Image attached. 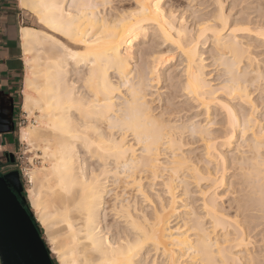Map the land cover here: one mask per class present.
I'll return each instance as SVG.
<instances>
[{
    "label": "bare ground",
    "instance_id": "obj_1",
    "mask_svg": "<svg viewBox=\"0 0 264 264\" xmlns=\"http://www.w3.org/2000/svg\"><path fill=\"white\" fill-rule=\"evenodd\" d=\"M17 2L45 28L20 29L21 47L35 62L25 77L30 93L24 95L22 108L28 114L37 109L43 126L24 127L19 135L51 159L49 167L28 172L37 188L29 191V197L58 264H264L259 259L262 255L249 249L245 223L228 217L217 202L228 168L223 150L239 135L250 151L246 162L240 163L249 179L237 176L252 196V205L257 202L262 208L254 206L264 214V109L257 112L256 98L248 90L252 86L264 96V50L263 58L257 59L259 53L253 54L249 39L243 38L255 37L264 46V21L251 22L248 16L245 21L240 18L243 24L230 22L221 0H214L216 12L197 18L191 34L182 17L164 6L165 0H133L131 8L109 10L105 5L111 0ZM258 3L262 6L257 7V20L264 18V5ZM189 27L192 30L193 25ZM148 41L151 46H170L174 53L165 58L149 54L150 59L145 57L139 64L142 67L136 66L133 62L146 49L141 44ZM209 44L213 61L226 75L217 89L205 73L201 48ZM177 56L182 71V86L177 88L186 98L206 118L217 106L227 111L220 137L211 135L209 122H199L201 116L190 119L188 113L189 120L181 121L180 109L168 99L156 107L150 104L147 87L159 84L162 63L174 62ZM218 92L226 93L227 100L220 99ZM91 129L94 140L88 135ZM187 136L200 138L201 156L188 149ZM137 143L139 152L134 147ZM83 149L88 155L96 152L97 167L81 158ZM102 152L113 160L111 169L107 160L102 162ZM214 163L219 166H211ZM107 172L112 174L111 182ZM142 173L152 182L162 177L165 194L148 209L141 204L146 210L138 208L128 193L132 190L135 196L147 198ZM189 184L197 188L196 195Z\"/></svg>",
    "mask_w": 264,
    "mask_h": 264
},
{
    "label": "rangeland",
    "instance_id": "obj_2",
    "mask_svg": "<svg viewBox=\"0 0 264 264\" xmlns=\"http://www.w3.org/2000/svg\"><path fill=\"white\" fill-rule=\"evenodd\" d=\"M250 1V2H249ZM130 2V3H129ZM166 2V3H165ZM165 2H164V6H166L167 8H169V9H171L172 8V10L173 11H175L174 13H176V16L177 15H179V16H177V17H182V20L185 22V25H187V27H188V29L190 30V31H192L191 32V34L192 33H194V31H193V28H194V26L196 27V24H197V21L199 20H197V18H202V17H204V16H207V15H209L210 13H214V12H216V5H215V2H214V0H212V2H211V0H165ZM210 4H209V3ZM238 2V3H237ZM246 2V3H245ZM249 2V3H248ZM258 2H261L263 5H264V3H263V0H243V3H242V0H223V2H222V0H221V6H222V4H223V8H224V10H223V8H222V10H223V12L225 13V14H227L228 15V18L229 19H231V20H229L228 19V21H230V22H233V21H235V20H237V21H241V19L243 20V21H245L246 19H247V17L249 18V20L251 21V22H254L255 20V22H257V21H259V22H263L264 21V18L262 19V18H259V20H257L258 18H256L257 16H255V15H257V11L259 10V8L262 6V5H259V3ZM18 3V2H17ZM246 5H245V4ZM256 3H257V5H256ZM134 5L133 4V0H111V2L110 3H108L107 5H105V7L106 8H108L107 10H109V8H115V9H127V8H131L132 6ZM169 5H170V7H169ZM242 5V6H241ZM131 6V7H130ZM172 6V7H171ZM253 7V8H251V7ZM121 7V8H120ZM256 7V8H255ZM257 7H258V10H257ZM21 8V7H20ZM201 8V9H200ZM211 9V10H210ZM244 9V10H243ZM21 10L23 11V13H24V15H25V20H24V23L22 24V25H27V26H30V27H34V28H36V29H45L42 25H40L38 22H37V19L31 14V13H29L28 11H26V10H24L23 8H21ZM209 10V11H208ZM242 10V11H241ZM199 11V12H198ZM231 11V12H230ZM241 11V12H240ZM250 11V12H249ZM207 12H208V14H207ZM227 12V13H226ZM230 12V13H229ZM240 12V13H239ZM247 12V13H246ZM252 12V13H251ZM255 12V13H254ZM197 13H199V14H197ZM248 14L247 16L246 15H244V14ZM254 13V14H253ZM254 16H253V15ZM250 15L252 16V17H250ZM196 17V18H195ZM242 17V18H241ZM195 18V19H194ZM241 18V19H240ZM244 18V19H243ZM246 18V19H245ZM255 18V19H254ZM262 19V20H261ZM196 20V21H195ZM195 22V23H194ZM242 22V21H241ZM241 22L240 23H237V25H240L241 24ZM248 23V25L250 26V27H254V23ZM242 24H243V22H242ZM192 25H193V27H192ZM189 26H191L192 27V30H191V28L189 27ZM195 29V28H194ZM243 38H246V41H247V38L249 39V41L248 42H250L251 43V45H252V52H253V54H258L257 55V59H260V58H263V57H261L262 55H261V53L260 52H262L263 50H264V46H262V42H260V40H258V39H256L255 37H250V36H248V37H243ZM252 39H254V40H252ZM252 41V42H251ZM256 41V42H255ZM253 42H255V43H253ZM258 42V43H257ZM259 44V45H255V44ZM142 45V47L141 48H143V47H146V49H144L142 52H139V54H138V56H137V58H136V61H134L133 62V64H135L136 66H138L139 64H143L142 63V60L143 59H146L145 57H147V59L149 58L150 59V55L151 54H153L154 56L156 55V56H162V58H165V57H168L169 55H172V53H174V49H172V47H170V46H164V45H162V44H160V46H159V44L157 45H155V44H153L152 46H151V42L150 41H148V42H146V43H143V44H141ZM141 45H139V46H141ZM255 45V46H254ZM211 45L209 44V46H207V47H204V48H201L205 53H204V55L206 56V58H205V62H207V64H205V73H207L206 74V77H207V80H209V82H210V84H211V86H212V88H214V89H217V88H219L220 87V84H223V81L222 80H224L225 78H226V75H225V73H223L224 72V70L223 69H221V65H218V63L217 62H214L213 60V51H212V47H210ZM256 46H259V47H256ZM148 47V48H147ZM256 47V48H255ZM22 48V47H21ZM159 48H161V49H159ZM257 48H258V50H257ZM259 48H261V49H259ZM22 51H23V59H24V63H25V76H24V80H23V84H22V95H21V114H22V119H21V122H20V125H19V128H17V131H16V142H15V149H14V151L12 152V154H11V156H9V155H4V156H0V159H2L1 161H2V163H0V174H1V176H3V175H8V174H10V173H12V174H14V177H15V180H12L11 181V183L13 184L16 180H17V185L16 184H14V185H16L17 186V188H19L20 189V191H22V194L26 197V200H27V202H28V204H29V206H30V208H31V211H32V216L35 218V220L38 222V220H37V215H36V211H35V209L34 208H32V206H31V202H30V197H29V191L31 190V189H34L35 191L37 190V188H36V184H34V183H32L31 181H30V179H29V175H28V172L29 171H31V170H33V169H40V168H42V167H49L50 166V164H51V159L48 157V156H44L43 155V152H42V150L41 149H39V148H37V147H32L30 144H28L26 141H23V140H21L20 139V135H19V132H20V130L22 129V128H24V127H28V126H30V125H34V126H36V127H41V125L43 126V120H41L40 118H38V115H39V112L37 111V109L36 110H33L30 114H28V113H26V112H24L23 111V108H22V97H24V95L26 94V93H30V90H28L27 88H26V79H25V77L27 76V75H29V71H30V67L29 66H31V65H33V66H35V62H34V59H33V55H29L28 53H26V51H24L23 50V48H22ZM149 51H151V52H149ZM212 53V54H211ZM147 56H146V55ZM150 54V55H149ZM160 54V55H159ZM143 56V57H142ZM150 56V57H149ZM259 57V58H258ZM179 59V57L177 56L174 60V62H171V63H169V64H167V63H162V65L163 66H161L160 67V72H159V76H160V79H159V84H157V86L156 85H151V86H148L147 87V92L148 93H150V94H148L149 96H150V98H149V101H150V104L152 105V106H154V107H156L157 106V104L159 103H163V102H165L166 101V99H168L169 100V102H171L172 101V105L173 104H175L176 103V105H174L173 107H176V108H178V109H180V115H182V119H181V121H183V119H184V121L183 122H187V120H189V118L190 119H196V118H200V116H201V118L200 119H198L199 120V122H201L202 124H203V122H205V123H207V122H209V124L207 125V126H209L208 127V129L210 128V130H211V132H212V134L211 135H214L215 134V136L217 135L218 137H220L221 135H222V133H223V126H222V124L224 125V121H222V120H224V117H225V114H226V112L227 111H225V109H218L217 107H215L212 111V113H211V115L210 116H208V118H209V120H208V118H206L205 117V115L203 114V111H198L197 110V108H196V104H194V103H192L188 98H186L187 97V95L183 92V90L182 89H180L181 88V86H182V83H181V81H182V79H181V72L182 71H180L181 69H179V65H177V63L180 61V60H178ZM43 60V59H42ZM174 63V64H173ZM141 65H139L140 67H142ZM169 65V66H168ZM163 67V68H162ZM165 67H167V69L165 68ZM180 68H181V66H180ZM134 69V68H133ZM175 70V71H174ZM171 74H170V73ZM167 74V75H166ZM111 76H114V74H111ZM221 76V77H220ZM178 77V78H177ZM172 78H174V79H172ZM222 78V79H221ZM41 79V77L40 76H38V78H37V84H39V80ZM113 80L114 79H116V76H114L113 78H112ZM166 79V80H165ZM168 79H169V81H168ZM170 79H171V81H170ZM177 79V80H176ZM176 80V81H175ZM180 82H179V81ZM115 81V80H114ZM117 81V80H116ZM172 81H174L173 83H171ZM221 81V82H220ZM168 83V84H167ZM170 83V84H169ZM175 83V84H174ZM176 87H175V86ZM160 86H162V87H160ZM177 87H180V88H177ZM151 88H154V89H151ZM169 88H171V90L169 89ZM174 88V90H172ZM253 88L254 87H252V86H248V90H250V91H252L253 92V94H252V98L255 100V98H256V100H255V105H257V112L259 113L260 111L261 112H263V110L262 109H264V96H262V95H260L259 93H258V91H254L253 90ZM156 89V90H155ZM161 89V90H160ZM175 89H177V90H175ZM159 90V91H158ZM166 90V91H165ZM169 90V91H168ZM181 90V91H180ZM164 92V93H163ZM175 92V93H174ZM177 92V93H176ZM31 93H33L32 91H31ZM171 93H174V94H172L173 95V97L171 98ZM165 94V95H164ZM168 94V95H167ZM175 94L177 95V96H175ZM180 94V95H179ZM218 94L219 95H217L218 97H220V99L222 98L223 100H224V98L226 99V93H224V95L222 96V94H223V92H218ZM259 94V95H258ZM152 95V96H151ZM182 95V96H181ZM165 96V97H164ZM168 96H169V98H168ZM178 96H180L179 98H178ZM255 96V97H254ZM257 96V97H256ZM259 96V97H258ZM260 96L261 97H263V98H260ZM153 97V98H152ZM167 97V98H166ZM174 97H176V98H174ZM163 98V99H162ZM178 98V99H177ZM159 99V100H158ZM175 99V100H174ZM177 99V100H176ZM181 99V100H180ZM258 99V100H257ZM262 99V100H261ZM160 100H162V101H160ZM164 100V101H163ZM227 100V99H226ZM260 100V101H259ZM180 101H181V103H180ZM182 101H183V103H182ZM258 101V102H257ZM154 102V103H153ZM168 102V101H167ZM174 102V103H173ZM187 102V103H186ZM185 103V104H184ZM192 104V106H191V104ZM233 103H235V104H233ZM262 103V104H261ZM231 104L232 105H235L236 107H238V105H237V103H236V100H231ZM261 104V106H259ZM179 105H180V107H179ZM184 105V106H183ZM263 105V106H262ZM186 106V107H185ZM194 106V107H193ZM243 106H244V104H243ZM259 106V107H258ZM189 107H192V109H190L189 110ZM187 108V109H186ZM261 108V109H260ZM183 109V110H182ZM186 109V110H185ZM158 110V109H157ZM156 110V111H157ZM184 110L185 111H187V112H185L184 113ZM197 110V111H196ZM217 110V111H216ZM219 110H221V111H219ZM224 111H225V113H224ZM195 112H196V114H195ZM215 112V114H216V116H217V118H216V116L213 114ZM260 112V113H261ZM190 114V116H192V117H189V114ZM259 113V114H260ZM184 114V115H183ZM192 114V115H191ZM198 114V115H197ZM258 114V115H259ZM220 118H219V117ZM186 117V118H185ZM187 117H189V118H187ZM213 118H215V119H213ZM204 119V120H203ZM206 119V120H205ZM41 122H40V121ZM211 120H212V122H211ZM215 120V122H213ZM221 120V121H220ZM217 121V122H216ZM221 122V123H220ZM212 125H211V124ZM214 123H216V127H215V124ZM39 124V125H38ZM221 126H220V125ZM218 126V127H217ZM101 127L102 128H104V126L103 125H101ZM215 128V132L213 131V129ZM222 128V129H221ZM220 129V130H219ZM221 131V132H220ZM93 132V133H92ZM220 133V134H219ZM91 134H94V131L91 129V130H88V135H89V137L91 138V139H93V138H96L94 135L93 136H91ZM93 137V138H92ZM217 137V139L216 140H220V138H218ZM240 136L238 135L236 138H235V141L233 140L232 142H233V144H232V142H231V145L230 146H228L227 148H225L224 150H223V152H224V154L226 155V165H227V173H226V183L224 184V186H223V188H221L220 190H218L219 192H218V195L220 196H218V198H217V202H218V204H219V206L221 207V208H223L224 209V211L228 214V217H229V215H230V218L232 217V218H234L235 217V219L237 218L238 219V222H239V224H243V222L245 223V231H246V233H247V231H248V233H247V237H248V239L249 238H251V239H249V240H251V245L249 246V249L250 250H252L254 253H256L259 257L262 255V256H264V225H262V224H264L263 222V220H264V214L263 213H260V212H263L262 210L261 211H259L258 210V208L259 209H261L262 207H259L260 205H258V203L256 204L257 205V207L258 208H256L255 206V204L253 203V205H252V201L253 200H251L250 198H252V196H248L246 193H247V190L245 189V186L244 185H242V184H244V182L243 183H241V178L240 177H238L237 175H240V176H243V177H245V178H247V176H246V174H245V170L246 169H244L241 165H240V163H243V162H246V158H248V156L250 157V151L248 150V149H246L247 148V146H246V141L245 140H243L242 138H239ZM192 139L191 141L190 140H188V139ZM194 136H187L186 137V141H189V143H187V144H189V146L188 145H186V147L188 146V149H192L193 148V151H194V149H195V155H197V156H201L200 154H202L201 153V149H202V147H203V145L201 144L202 142H201V140H200V138L199 137H195L194 139ZM94 140V139H93ZM96 140V139H95ZM198 140H200V141H198ZM194 143H193V142ZM129 142H134L133 140H131V141H129ZM191 142L193 143L192 145H191ZM200 142V143H199ZM244 142V143H243ZM198 143H199V146H198ZM237 143H238V146H237ZM195 144V145H194ZM201 144V145H200ZM190 145H191V147H190ZM236 145V147H238V148H240V149H237L236 150V147H234ZM139 146H140V144H135L134 145V147L135 148H138V150H137V152H139ZM192 146H194V147H192ZM242 146H243V148H242ZM246 147V148H245ZM233 148V149H232ZM242 148V149H241ZM235 149V150H234ZM245 149V150H244ZM84 150V149H83ZM83 150H81V152H80V156H81V158H83V159H85V161H86V163L89 165L90 164V166H93V167H97V164H98V161H97V157H98V155L97 154H95L96 152H93V153H90V152H87L86 151V153H90L89 155L88 154H85V150L83 151ZM227 150V151H226ZM238 150H240V151H238ZM243 150V151H242ZM247 150V151H246ZM83 151V152H82ZM197 151V152H196ZM231 151V152H230ZM236 151V152H235ZM238 151V152H237ZM241 151H242V153H241ZM227 152H229V153H227ZM232 152H234V153H232ZM102 156H103V158H106L107 157V155L105 156V154H104V152H102ZM238 154V155H237ZM240 154V155H239ZM228 156V157H227ZM241 156V157H240ZM84 157H86V158H84ZM92 157V158H91ZM95 160H94V159ZM103 158H101V160H102V162L103 161H105V160H107L106 162H107V168H109V169H111V167H112V162H113V160L111 159V158H109V157H107L108 159H103ZM237 158V162L234 160V159H236ZM49 159V160H48ZM91 159H93V160H91ZM229 159V160H228ZM92 163H91V162ZM235 161V162H234ZM240 161V162H239ZM239 162V163H238ZM228 163V164H227ZM102 167H103V165H101ZM211 166H214V167H216V166H219V164H211ZM239 166L241 167V169L239 168ZM229 169V170H228ZM231 170V171H230ZM233 171V172H232ZM230 173V174H229ZM235 173V174H234ZM143 175V177L144 178H142V184H143V186H144V189L147 191V193H148V196H147V198L145 199V198H143L141 195H139V194H137V196H135L136 194L134 193V191H129L128 190V193H129V199L131 198H133L132 200L135 202V200H136V202H135V204H136V206L139 208L140 207V209H141V207H142V209H145L144 208V206L146 207V209H148V205H150L151 203H153V202H157L158 201V199H159V195L161 196V197H163L164 198V196H165V194H163V187H162V177H159V178H157V179H155L153 182H152V180L150 179V177L147 175V174H144V173H142ZM228 174V175H227ZM107 176H108V179L110 180L109 182H111V180L113 179V177H112V174H111V172H107ZM147 176V177H146ZM228 176V177H227ZM9 177V176H8ZM147 178H149V180H147ZM230 179V180H229ZM244 179V178H243ZM247 179H249V178H247ZM232 180V181H231ZM117 181V180H116ZM148 181V182H147ZM234 181H236L235 183H234ZM151 182H152V184H151ZM228 182V183H227ZM155 183V184H154ZM115 184H117V183H115ZM151 186H150V185ZM231 184V185H230ZM229 185V186H228ZM192 186V187H191ZM13 187V186H12ZM190 189L191 188H193V189H191V191H194L193 192V195L195 194L196 195V187H194L192 184H189V186H188ZM230 187V188H229ZM148 188H151V189H148ZM195 188V189H194ZM118 189V188H117ZM121 188H119L118 190H120ZM228 189H230L229 191H228ZM226 190V191H225ZM162 191V192H161ZM178 191H180V190H178ZM228 191V192H227ZM149 192H150V194H149ZM225 192V193H224ZM230 193H231V195H230ZM232 193H234V194H232ZM227 194V195H226ZM226 195V196H225ZM229 195V196H228ZM236 197H234V196ZM141 196V197H140ZM232 196V197H231ZM241 196H242V198H241ZM150 197H151V199H150ZM196 197V196H195ZM221 197H223V199L221 198ZM230 197V198H229ZM239 197H240V202H239ZM109 198V197H108ZM141 198V199H140ZM197 198V197H196ZM222 199V200H219V199ZM232 198V200L230 201V199ZM234 199V200H233ZM246 200V201H245ZM151 201V202H150ZM220 201H221V203H220ZM234 201H236L235 203H233ZM238 202V203H237ZM254 202V201H253ZM140 203V204H139ZM148 203V204H147ZM225 205H224V204ZM229 203V204H228ZM138 204V205H137ZM144 205V206H142V205ZM147 204V205H146ZM221 204V205H220ZM232 204V205H231ZM243 204H245V210H244V205ZM250 204L252 205V206H254L253 208L254 209H252V207L250 206ZM230 205V206H229ZM237 205V206H236ZM239 205H241V207H239ZM249 205V206H248ZM242 206H243V208H242ZM250 207V208H249ZM239 208V209H238ZM241 208H242V210H241ZM145 209V210H146ZM235 209V210H234ZM236 209H238V210H236ZM246 209H248V211L246 210ZM241 210V211H240ZM252 210H258V211H256L255 213H256V215H255V213H254V211H252ZM237 211H238V213H237ZM245 212H247V213H245ZM253 214L255 215V216H253ZM258 214H260V215H258ZM236 215V216H235ZM241 215V216H240ZM244 217H243V216ZM238 216V217H237ZM251 216H252V218H251ZM242 217V218H241ZM248 217V218H247ZM256 217H258V219H256ZM263 217V218H262ZM239 218H241V219H239ZM244 218V219H243ZM245 219H246V221L247 222H245ZM249 220H250V222H252V224H249L248 225V223H250L249 222ZM258 220H260V222L258 221ZM243 221V222H242ZM263 221V222H262ZM259 222V224L260 225H258L257 223ZM254 223V224H253ZM38 224H39V226L42 228V231H43V239H44V241H45V243H46V246H47V248L49 249V252H50V254L54 257V260H55V262H56V264H58V262H57V259H56V255L54 254V253H52V251L50 250L51 249V247H52V243L47 239V232L45 233V231H46V229H44V227L38 222ZM248 225V226H247ZM253 225V226H252ZM255 226V227H254ZM257 226V227H256ZM261 226V227H260ZM249 227V228H248ZM250 227H252V228H250ZM260 227V228H259ZM255 228H259V229H262V230H259L258 229V231H257V229L255 230ZM250 229H251V231H250ZM253 229H254V231H253ZM255 234H253V233ZM259 232H260V235H258L259 234ZM251 234V235H250ZM261 235H263V236H261ZM252 236V237H251ZM253 237H254V239H253ZM263 238V239H262ZM256 239V240H255ZM258 239V240H257ZM258 241V242H257ZM252 243H253V245H252ZM258 243V244H257ZM261 243V244H260ZM259 245V247L257 246V245ZM262 245V246H261ZM254 247L256 248V247H258V248H256L257 250L255 251V249H254ZM261 247H263V248H261ZM261 252V254H260V252ZM258 251V252H257ZM260 257L259 259H260V263H262V261H263V259H264V257ZM259 264V263H258Z\"/></svg>",
    "mask_w": 264,
    "mask_h": 264
},
{
    "label": "crops",
    "instance_id": "obj_3",
    "mask_svg": "<svg viewBox=\"0 0 264 264\" xmlns=\"http://www.w3.org/2000/svg\"><path fill=\"white\" fill-rule=\"evenodd\" d=\"M25 15L17 0H2L0 6V156L15 149L21 114L25 63L20 44V29ZM23 99V97H22ZM2 159H0V162Z\"/></svg>",
    "mask_w": 264,
    "mask_h": 264
},
{
    "label": "water",
    "instance_id": "obj_4",
    "mask_svg": "<svg viewBox=\"0 0 264 264\" xmlns=\"http://www.w3.org/2000/svg\"><path fill=\"white\" fill-rule=\"evenodd\" d=\"M10 174L0 175V264H54Z\"/></svg>",
    "mask_w": 264,
    "mask_h": 264
},
{
    "label": "trees",
    "instance_id": "obj_5",
    "mask_svg": "<svg viewBox=\"0 0 264 264\" xmlns=\"http://www.w3.org/2000/svg\"><path fill=\"white\" fill-rule=\"evenodd\" d=\"M17 195H18L19 198H23V201H24V204H25V208L27 209L28 213L31 214L32 213L31 208H30V206H29V204H28V202L26 200V197L22 194V191L17 192ZM32 219H33V222H34V224L36 225V227H37V229L39 231L40 236L43 238L42 228L39 226L38 222L35 220V218L33 216H32ZM51 258L53 260V263L56 264V262L54 260V257L52 255H51Z\"/></svg>",
    "mask_w": 264,
    "mask_h": 264
},
{
    "label": "flooded vegetation",
    "instance_id": "obj_6",
    "mask_svg": "<svg viewBox=\"0 0 264 264\" xmlns=\"http://www.w3.org/2000/svg\"><path fill=\"white\" fill-rule=\"evenodd\" d=\"M1 163V162H0ZM1 175V174H0ZM12 180H15L14 174H10L9 178L7 179V181L10 183L11 186H13V184L11 183Z\"/></svg>",
    "mask_w": 264,
    "mask_h": 264
},
{
    "label": "built area",
    "instance_id": "obj_7",
    "mask_svg": "<svg viewBox=\"0 0 264 264\" xmlns=\"http://www.w3.org/2000/svg\"><path fill=\"white\" fill-rule=\"evenodd\" d=\"M1 2H2V0H0V6H1Z\"/></svg>",
    "mask_w": 264,
    "mask_h": 264
}]
</instances>
